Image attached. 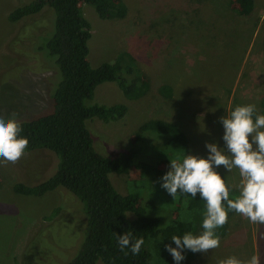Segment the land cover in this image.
<instances>
[{
    "label": "rangeland",
    "instance_id": "rangeland-1",
    "mask_svg": "<svg viewBox=\"0 0 264 264\" xmlns=\"http://www.w3.org/2000/svg\"><path fill=\"white\" fill-rule=\"evenodd\" d=\"M32 0H0V118L16 113L19 121L48 112L56 87V69L37 46L52 29L53 11L45 6L38 14L16 23L8 21L15 7ZM123 2L127 14L120 19H101L93 7L81 4L90 24L88 60L91 67L113 63L122 52L135 59L148 91L128 100L115 83L96 87L92 102L127 107L113 122H86L95 150L104 157H116L134 149L137 160L170 170V159L186 154L208 156L207 143L225 147L220 117L233 104H255L261 114L264 98V0L248 17L238 16V0H115ZM160 84L172 88V96L159 94ZM55 86V87H54ZM162 119L178 125L186 134L189 151L173 150L167 137L146 132L142 125ZM57 157L46 149L25 152L17 163L0 160V264H67L82 242L86 216L83 204L64 188L43 196H26L13 190L15 183L34 186L56 169ZM170 161V160H169ZM216 170L239 194V169ZM109 179L122 195L140 193L147 216L161 218V227L186 215L184 202L173 199L161 187L145 179L138 167L125 174L111 173ZM58 209L57 214L48 219ZM179 209H182L180 212ZM135 219L133 212L127 214ZM231 229L218 248L194 253L192 264H217L218 259L236 256L241 260L256 255L264 264V224L252 223L239 213L230 218ZM198 231L196 234H199ZM144 247L160 263L156 247ZM79 246V247H78ZM97 264H102L98 261Z\"/></svg>",
    "mask_w": 264,
    "mask_h": 264
},
{
    "label": "trees",
    "instance_id": "trees-1",
    "mask_svg": "<svg viewBox=\"0 0 264 264\" xmlns=\"http://www.w3.org/2000/svg\"><path fill=\"white\" fill-rule=\"evenodd\" d=\"M81 4L93 7L101 19H120L127 14L126 5L115 0H32L12 9L7 17L9 22L16 23L38 14L45 6L52 9V29L40 37L37 49L44 52L58 75L56 87L50 96V110L20 121V135L29 141L25 152L39 149L51 151L58 159L55 172L34 186L15 183L13 190L17 194L40 197L57 188H64L83 204L86 224L82 242L77 254L67 264H97L98 261L102 264H176L166 246L171 244L176 247L171 241L174 235L183 237L188 232L196 234L203 230L206 201L201 199L199 193L192 197L178 191L175 197L179 202H184L186 215L181 217L174 212L171 223L161 227L160 217L147 216V207L140 204V193L122 195L114 188L109 179L111 173L125 174L135 166L140 168L145 179L149 177L155 183L169 170L162 173L158 168L159 163L151 165L137 160L138 152L134 149L123 151L116 157H104L95 150L94 139L86 122L91 119L104 123L117 121L127 111L122 104H94L92 100L96 87L113 82L126 99L136 100L148 91L149 86L135 65V59L127 52L120 53L113 63L91 67L88 60L90 24L81 13ZM255 6V0H238L234 11L238 16L248 17ZM158 91L164 98L172 96V88L167 84H160ZM246 104L237 102L230 112L236 106ZM260 113L264 114V98ZM146 132L166 136L173 150L183 154L189 151L186 134L172 122L162 119L146 122L137 133L139 140ZM218 172L225 179L223 173ZM226 185L229 198L235 199V188L227 181ZM57 211L54 210L48 219L53 218ZM129 212H133L136 218L129 219ZM236 214L234 210H228V222L215 229L220 240L229 234L230 218ZM126 231H131L137 239L143 238L144 244L150 241L156 247L160 263L152 260L144 244L138 255H133L130 248L122 252L116 234L123 235ZM182 254L185 259L180 264H192L194 253L185 249Z\"/></svg>",
    "mask_w": 264,
    "mask_h": 264
},
{
    "label": "clouds",
    "instance_id": "clouds-1",
    "mask_svg": "<svg viewBox=\"0 0 264 264\" xmlns=\"http://www.w3.org/2000/svg\"><path fill=\"white\" fill-rule=\"evenodd\" d=\"M16 116L13 113L8 119L0 118V160L5 163H17L29 144L28 139L20 135L22 126ZM220 122L225 147L206 142L207 158L186 154L182 160L172 159L170 170L161 178V187L173 199L180 191L192 197L199 193L206 201L203 230L199 234L188 232L183 237L174 235L171 241L176 247L166 246L176 264L185 259L182 254L185 249L197 253L220 246L215 229L228 222V210L247 217L252 223L264 224V114L258 113L255 104H246L220 117ZM220 166L228 172L239 169L242 180L235 199L229 198L226 181L216 170ZM116 239L122 252L130 248L133 255H138L144 244L143 238H135L131 231L116 234ZM217 264H260V259L256 255L247 260L230 256L218 259Z\"/></svg>",
    "mask_w": 264,
    "mask_h": 264
}]
</instances>
